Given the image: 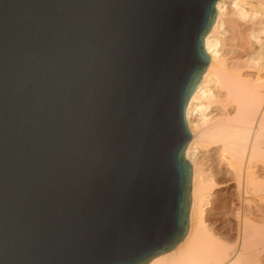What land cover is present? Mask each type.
<instances>
[{
    "label": "water",
    "instance_id": "1",
    "mask_svg": "<svg viewBox=\"0 0 264 264\" xmlns=\"http://www.w3.org/2000/svg\"><path fill=\"white\" fill-rule=\"evenodd\" d=\"M217 1L0 0V264H147L187 235Z\"/></svg>",
    "mask_w": 264,
    "mask_h": 264
},
{
    "label": "bare ground",
    "instance_id": "2",
    "mask_svg": "<svg viewBox=\"0 0 264 264\" xmlns=\"http://www.w3.org/2000/svg\"><path fill=\"white\" fill-rule=\"evenodd\" d=\"M261 1L256 7L248 0L216 2L214 23L204 37L210 64L185 110L191 133L185 157L192 168L187 235L147 264H264ZM224 176L229 179L221 181ZM219 195L227 199L212 216L209 207Z\"/></svg>",
    "mask_w": 264,
    "mask_h": 264
},
{
    "label": "rangeland",
    "instance_id": "3",
    "mask_svg": "<svg viewBox=\"0 0 264 264\" xmlns=\"http://www.w3.org/2000/svg\"><path fill=\"white\" fill-rule=\"evenodd\" d=\"M248 2H251V4L254 6V7H256V6H259V4H260V2H262L261 0H248ZM250 19V18H249ZM260 18H258L257 20H259ZM251 20V19H250ZM249 20V21H250ZM257 20H255V18H254V21H257ZM218 157H215V161H214V165L215 166H217L218 167V165H219V160L217 159ZM209 157L208 158H206L205 160H207V161H209ZM218 162H217V161ZM227 160H226V163L223 165V166H225V167H227ZM218 163V164H217ZM229 165V164H228ZM222 180L221 181H226V180H228L229 178L227 177V176H224L223 178H221ZM231 185V189H233V188H235V183L233 182V183H231L230 184ZM221 191V190H220ZM235 192L233 191V194H234ZM225 198V199H224ZM229 198V197H228ZM227 199V197L226 196H224V195H219L218 196V200L219 201H217L215 204H213L212 206H210L209 208L211 209V211H212V216L213 215H215L216 213L215 212H217V210L218 209H220V207L222 206V203L225 201ZM222 202V203H221ZM212 207V208H211ZM217 207V208H216ZM214 210H216V211H214ZM233 220V219H232Z\"/></svg>",
    "mask_w": 264,
    "mask_h": 264
}]
</instances>
